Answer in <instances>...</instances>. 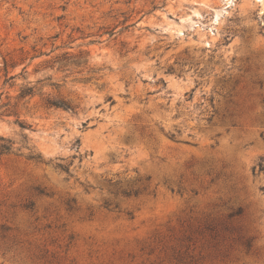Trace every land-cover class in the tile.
I'll return each instance as SVG.
<instances>
[{"label":"rangeland","instance_id":"obj_1","mask_svg":"<svg viewBox=\"0 0 264 264\" xmlns=\"http://www.w3.org/2000/svg\"><path fill=\"white\" fill-rule=\"evenodd\" d=\"M0 136V264H264V0H0Z\"/></svg>","mask_w":264,"mask_h":264},{"label":"trees","instance_id":"obj_2","mask_svg":"<svg viewBox=\"0 0 264 264\" xmlns=\"http://www.w3.org/2000/svg\"><path fill=\"white\" fill-rule=\"evenodd\" d=\"M42 54H45L44 52H39L38 54L32 55L30 57V60L34 59L37 56H41ZM88 51L80 50L77 54H74L70 51H65L61 53V55H57L54 57V62L56 61L61 67H65L68 65H79V64H87L88 62ZM16 66L15 62H8L7 60L3 61L1 69L4 71L5 76V82L8 79L14 78L15 75L8 76V69L14 68ZM25 68V67H24ZM23 68V71H24ZM91 71H96V69L91 68ZM35 93V86L34 85H25L20 89V92L18 94V98H24L27 96H32ZM45 105L47 107H54V108H62L70 111H74L76 108V105H74L72 102L59 98V97H52L48 96L45 98ZM11 147V141L9 139H6L2 136H0V150L1 151H9ZM259 169H263L262 163H259Z\"/></svg>","mask_w":264,"mask_h":264}]
</instances>
